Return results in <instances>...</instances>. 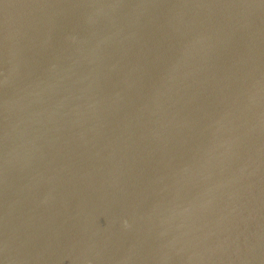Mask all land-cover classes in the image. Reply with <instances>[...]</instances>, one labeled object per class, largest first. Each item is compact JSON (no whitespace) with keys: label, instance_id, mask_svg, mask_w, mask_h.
<instances>
[{"label":"water","instance_id":"obj_1","mask_svg":"<svg viewBox=\"0 0 264 264\" xmlns=\"http://www.w3.org/2000/svg\"><path fill=\"white\" fill-rule=\"evenodd\" d=\"M0 264H264V0H0Z\"/></svg>","mask_w":264,"mask_h":264}]
</instances>
